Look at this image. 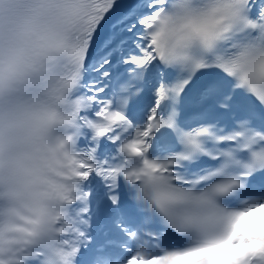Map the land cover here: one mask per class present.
Returning a JSON list of instances; mask_svg holds the SVG:
<instances>
[{
	"label": "snow or ice",
	"instance_id": "obj_1",
	"mask_svg": "<svg viewBox=\"0 0 264 264\" xmlns=\"http://www.w3.org/2000/svg\"><path fill=\"white\" fill-rule=\"evenodd\" d=\"M0 264H264V0H0Z\"/></svg>",
	"mask_w": 264,
	"mask_h": 264
}]
</instances>
